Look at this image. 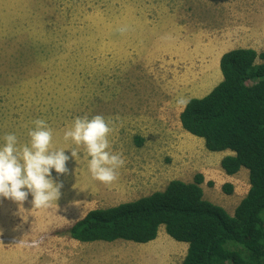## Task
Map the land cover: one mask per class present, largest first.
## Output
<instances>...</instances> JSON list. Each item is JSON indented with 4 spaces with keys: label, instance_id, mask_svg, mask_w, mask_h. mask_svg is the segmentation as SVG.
Returning <instances> with one entry per match:
<instances>
[{
    "label": "rangeland",
    "instance_id": "1",
    "mask_svg": "<svg viewBox=\"0 0 264 264\" xmlns=\"http://www.w3.org/2000/svg\"><path fill=\"white\" fill-rule=\"evenodd\" d=\"M219 1L0 0V147L9 133L18 147L26 144L32 122L44 119L52 146L70 157L66 174L52 170L62 187L48 207H33L31 194L22 204L0 197V264H181L184 243L164 227L145 244L81 243L67 231L91 210L134 201L174 179L192 182L198 173L204 198L232 213L248 171L242 169L247 178L237 174L234 194H224L232 176L220 168V153L182 130L177 104L218 84L219 58L228 49L254 46L264 53L263 39L223 38L220 28L231 20ZM236 1L243 11L245 0ZM186 7L199 11L195 22L181 15ZM239 11L236 21L261 17ZM95 115L111 122L109 150L125 161L108 185L92 178L83 148L75 161L76 146L63 140L76 117Z\"/></svg>",
    "mask_w": 264,
    "mask_h": 264
},
{
    "label": "trees",
    "instance_id": "2",
    "mask_svg": "<svg viewBox=\"0 0 264 264\" xmlns=\"http://www.w3.org/2000/svg\"><path fill=\"white\" fill-rule=\"evenodd\" d=\"M218 68L222 80L205 96L189 99L179 123L208 152H233L220 161L226 175L248 171L249 190L234 214L204 199L198 173L192 182L174 179L134 201L89 211L70 226V239L145 244L164 227L188 246L181 264H264V53L232 49L220 56ZM222 191L231 195L232 185Z\"/></svg>",
    "mask_w": 264,
    "mask_h": 264
},
{
    "label": "clouds",
    "instance_id": "3",
    "mask_svg": "<svg viewBox=\"0 0 264 264\" xmlns=\"http://www.w3.org/2000/svg\"><path fill=\"white\" fill-rule=\"evenodd\" d=\"M119 31L124 32L126 28ZM190 100L181 97L177 104L186 108ZM35 127L27 133L29 140L18 147L15 134H6L4 145L0 147V197L22 204L31 194L35 208L48 207L60 196L61 184L52 179V170L66 174L67 161L65 149L52 146L53 130L44 119L32 122ZM110 121L101 115L91 119L87 116L76 117L72 125L64 131L63 140H71L76 146L71 150V158L81 159L77 150L83 148V158L87 160L88 170L94 180L106 185L118 178V169L125 161L122 154L110 149L109 134L112 132Z\"/></svg>",
    "mask_w": 264,
    "mask_h": 264
},
{
    "label": "crops",
    "instance_id": "4",
    "mask_svg": "<svg viewBox=\"0 0 264 264\" xmlns=\"http://www.w3.org/2000/svg\"><path fill=\"white\" fill-rule=\"evenodd\" d=\"M204 3V2H203ZM191 5V3L189 4ZM238 4L236 0H220L219 4L217 6V8H222L224 10V14L227 16V18H230L231 21L228 22L227 26H221L220 30L222 32V36L223 38H233V37H249L252 39H263L264 40V1L260 0V1H250L248 2L247 0L244 1V3L242 4V7L244 8V10H237L238 9ZM259 13L261 15V17H259L258 19L255 20H245L244 22L241 21V18L237 17V21H236V14L238 13ZM198 10H192L189 7H186V10H183L181 12L182 16H189L188 21L190 23L195 22V20L191 19V17H193L194 14H198ZM232 21H234V24H232ZM239 22V23H237ZM219 32V31H218ZM219 37L221 36L220 33L218 35ZM248 48V47H247ZM245 48V49H247ZM232 49H237V48H231ZM250 49H253L254 51H256L257 53H259L257 50H255L254 46H251ZM229 51V49H228ZM225 53V52H224ZM222 80V77L219 76L218 81L220 82ZM218 82V83H219ZM220 154H216L218 156H220V161L223 157L225 156H233V152L226 150L223 152H218ZM220 161H219V165H220ZM241 168L239 170L238 173H236L234 176L232 175V177L227 178L225 182L229 183L232 185V188H235V178L238 177L240 174H244L247 178V174L245 172H242ZM220 171V170H219ZM222 174V172H220ZM239 174V175H237ZM249 190V181L247 178V188H246V192L245 194L241 197V199L239 201H236V203H233V206L230 207V209L232 210V213H228L230 216H232L234 214V211L236 209V207L238 206V204L240 203V201L246 196L247 192ZM203 191V190H202ZM235 192V191H234ZM234 194V193H232ZM204 197V195H203ZM205 199V198H204ZM206 200V199H205ZM209 201V200H207ZM210 202V201H209ZM212 203V202H211ZM216 205V204H215ZM223 209L227 212V210L224 208L225 206L222 204ZM160 230V228H159ZM159 234V231H158ZM181 245V248H185V250H187V244H178Z\"/></svg>",
    "mask_w": 264,
    "mask_h": 264
},
{
    "label": "bare ground",
    "instance_id": "5",
    "mask_svg": "<svg viewBox=\"0 0 264 264\" xmlns=\"http://www.w3.org/2000/svg\"><path fill=\"white\" fill-rule=\"evenodd\" d=\"M252 1V0H251ZM3 6H1V8H2ZM6 46V45H5Z\"/></svg>",
    "mask_w": 264,
    "mask_h": 264
}]
</instances>
